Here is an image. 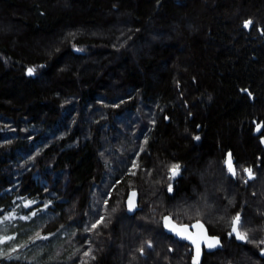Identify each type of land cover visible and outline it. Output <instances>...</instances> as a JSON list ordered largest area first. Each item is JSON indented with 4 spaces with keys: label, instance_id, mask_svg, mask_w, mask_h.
Listing matches in <instances>:
<instances>
[{
    "label": "trees",
    "instance_id": "16d2710c",
    "mask_svg": "<svg viewBox=\"0 0 264 264\" xmlns=\"http://www.w3.org/2000/svg\"><path fill=\"white\" fill-rule=\"evenodd\" d=\"M261 139L264 0H0V264H189L164 215L264 264Z\"/></svg>",
    "mask_w": 264,
    "mask_h": 264
},
{
    "label": "water",
    "instance_id": "95a60500",
    "mask_svg": "<svg viewBox=\"0 0 264 264\" xmlns=\"http://www.w3.org/2000/svg\"><path fill=\"white\" fill-rule=\"evenodd\" d=\"M260 132H261V128H259L257 131H255L254 135H258ZM260 143L264 146L262 139L260 140ZM228 158H229V154H227V159L225 162V166L227 169H228V165H227ZM228 172H229L230 176H234L229 171V169H228ZM172 174L174 175V172ZM133 193H135L134 196H133ZM130 201L134 205L132 207L131 211L129 210V202ZM125 208H126L127 214L130 216L134 215L138 211V209H139L138 208V196H137L136 191H130L128 193L126 201H125ZM166 218H167V220H166ZM198 223L202 224L201 222H196V223L192 224V226L190 228L187 226H180V225H177L168 215L163 216L162 221H161L162 229L167 235L173 237L174 239H176L178 241H181V242L186 243L189 246H191V248L193 249V256L191 259V264H194V259L196 258V255H197L196 246L192 242L193 239H196L198 241V243L200 244L199 264L201 263V260H202L203 250L206 253H211V252H214L216 250L221 249V247H222L220 244V241H219V246L212 248V249L207 248L204 237L205 236H207L209 238H212V237L209 236V234H208V232H207V230L203 224H202L203 228L193 227V225H196ZM182 229H187V231H181ZM215 238L219 240L218 237H215Z\"/></svg>",
    "mask_w": 264,
    "mask_h": 264
},
{
    "label": "flooded vegetation",
    "instance_id": "af4514ba",
    "mask_svg": "<svg viewBox=\"0 0 264 264\" xmlns=\"http://www.w3.org/2000/svg\"><path fill=\"white\" fill-rule=\"evenodd\" d=\"M227 154H230L231 155V162H232V165H233V167H234V169H235V171H236V175H234V176H230L229 175V172H228V169L226 168V166H225V162H226V159H227ZM222 167H223V171H225V173L231 178V179H233V180H237V181H239L240 180V178L242 179V177H244V179H242V180H240L241 182H243L244 184H246V182H250V181H253L254 179H255V174H254V171H253V168L251 167V166H243V167H241V165H238L237 163H235V160H234V158H233V156H232V154H231V152H227L226 153V155H225V157H224V159H223V164H222ZM245 169H251L252 170V178H249L248 177V174H247V172H245L244 170ZM173 173V171L170 173V177H171V182H170V184H169V186H168V191H169V193H171L172 191H173V187L175 186V182L181 177V169L179 170L178 169V172H176L174 175L172 174ZM169 188H171V190H169ZM137 192V191H136ZM137 196H138V192H137ZM127 198V197H126ZM125 201H126V199H125ZM138 211L140 210V205H139V197H138ZM126 209V208H125ZM137 211V212H138ZM165 216V215H164ZM177 225H180V226H187V227H191L192 226V224H194V223H196V222H201L204 226H205V228H206V230H207V232H208V234H209V236H211V237H218L219 238V241H220V244H221V246H222V242H223V239H222V237L221 236H219V235H216V234H212V233H210L209 232V230H208V228H207V224L204 222V221H202V220H199V219H197V220H191V219H189L188 221H185L184 219H182L180 222L179 221H176L174 218H173V216H171V215H168ZM163 218V217H162ZM162 218H161V221H162ZM240 225H241V223H240ZM240 225H239V231H240ZM231 226H232V224H231ZM161 227H162V224H161ZM231 232V228H230V230H227L226 232H225V238L227 239V240H230L231 238H234V239H237L236 238V235L235 234H232V235H230L229 233ZM172 241H175V243L178 245V246H181L182 248H183V250H185L186 251V253L189 255V264H191V259H192V256H193V249L191 248V246H189L188 244H186V243H183V242H181V241H178V240H176V239H174V238H170ZM239 241H243V240H240V239H238ZM149 246V245H148ZM219 250H221V249H219ZM216 251H218V250H216ZM216 251H214V252H216ZM214 252H211V253H214ZM262 252L264 253V251L262 250ZM204 254H207L206 252H204V250H203V255ZM202 258H203V256H202ZM202 261V260H201ZM201 264V263H200Z\"/></svg>",
    "mask_w": 264,
    "mask_h": 264
},
{
    "label": "snow or ice",
    "instance_id": "6c2138e0",
    "mask_svg": "<svg viewBox=\"0 0 264 264\" xmlns=\"http://www.w3.org/2000/svg\"><path fill=\"white\" fill-rule=\"evenodd\" d=\"M250 23H251V21L246 22L245 27H247ZM31 72H32V70L29 69V73H31ZM197 139H199V137H197ZM227 165H228V169L232 173V175H236V171L233 168L232 163H231V155L230 154H229V158L227 161ZM178 169H179V165L173 166L172 170H173L174 174L176 172H178ZM244 171L247 172L249 178H252V170L251 169H245ZM169 190H171V188H169ZM134 195H135V193H133V196ZM133 206H134L133 203L130 201L129 202V210L130 211L132 210ZM102 219L103 218H101V222H102ZM166 220H167V218H166ZM240 223H241V216L239 214H237L232 220L231 232L229 234L230 235L235 234L237 239L247 240V233H242L241 231H239ZM95 227H96V225L94 224L93 228H95ZM193 227L203 228V225L198 223L196 225H193ZM181 231H187V229H182ZM8 239L11 240L13 238L8 237ZM204 240H205L207 248H209V249H212V248L219 246V240L216 239L215 237L209 238V237L205 236ZM192 242L196 246V250H197V255H196V258L194 259V264H199L200 244L198 243V241L196 239H193ZM85 255H90V253H85ZM93 259H94V257H93Z\"/></svg>",
    "mask_w": 264,
    "mask_h": 264
},
{
    "label": "rangeland",
    "instance_id": "374dc122",
    "mask_svg": "<svg viewBox=\"0 0 264 264\" xmlns=\"http://www.w3.org/2000/svg\"><path fill=\"white\" fill-rule=\"evenodd\" d=\"M173 169V166L168 170L169 171V173H168V177L170 178V173L173 171L172 170ZM205 176H207V174H200V175H198L197 174V179H199L201 182H199V186H200V188H202V186L204 185V183H202V181H205ZM195 196V191H193L192 190V193L190 194V196L188 195V197L185 199V198H180L179 200H176L177 201V204H175L176 205V207H181L182 208V203H188L190 200H191V198H189V197H194ZM108 197V196H107ZM107 197L105 198V199H107ZM196 198L197 199H200L199 198V196L197 195L196 196ZM189 200V201H188ZM183 201V202H182ZM198 201H200V200H198ZM174 203V202H173ZM184 205H186V204H184ZM201 210L202 211H205V210H207V208L204 206H202L201 207ZM173 213V215L174 216H177L174 212H172ZM192 213H194V211L192 212ZM149 214V213H148ZM194 214H196V213H194ZM149 216V215H148ZM196 216H203V215H196ZM178 217V219H186V218H181V217H179V216H177ZM176 217V218H177ZM189 220V219H188ZM153 243H151V245H152ZM149 246H150V243L148 244ZM152 248V247H151Z\"/></svg>",
    "mask_w": 264,
    "mask_h": 264
}]
</instances>
